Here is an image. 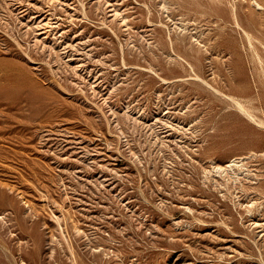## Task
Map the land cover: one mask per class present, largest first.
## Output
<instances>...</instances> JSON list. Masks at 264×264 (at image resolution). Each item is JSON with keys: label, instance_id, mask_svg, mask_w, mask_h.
<instances>
[{"label": "rangeland", "instance_id": "374dc122", "mask_svg": "<svg viewBox=\"0 0 264 264\" xmlns=\"http://www.w3.org/2000/svg\"><path fill=\"white\" fill-rule=\"evenodd\" d=\"M232 98L264 120V0H0V264H264Z\"/></svg>", "mask_w": 264, "mask_h": 264}, {"label": "bare ground", "instance_id": "6f19581e", "mask_svg": "<svg viewBox=\"0 0 264 264\" xmlns=\"http://www.w3.org/2000/svg\"><path fill=\"white\" fill-rule=\"evenodd\" d=\"M257 9H260L262 10V7L256 3L255 4ZM237 27L239 28V24H236ZM247 32V31H246ZM245 33V32H244ZM248 33V32H247ZM245 35L247 36L248 40H249V43H250V37L245 33ZM252 37V36H251ZM254 38V37H253ZM238 99V98H237ZM237 99H231L234 106L236 107L237 110H239L250 122L254 123L256 126L258 127H262L264 128V120H260L259 117L258 119L255 117L256 115H253L251 112V109L246 107L245 104H243L241 101L237 100ZM262 110V109H261ZM263 113V112H261ZM247 159V158H246ZM238 161L236 159H233V160H230L229 163L227 164L226 167L224 168H217L216 171L218 172H223V171H228L229 169H231L232 171L234 170V168H238V167H241V165H238ZM226 168H229V169H226ZM232 176V175H231ZM235 176V175H234ZM236 179V176L235 178Z\"/></svg>", "mask_w": 264, "mask_h": 264}]
</instances>
